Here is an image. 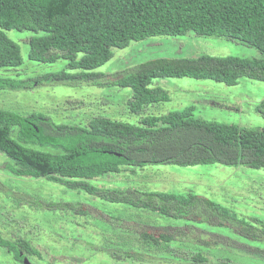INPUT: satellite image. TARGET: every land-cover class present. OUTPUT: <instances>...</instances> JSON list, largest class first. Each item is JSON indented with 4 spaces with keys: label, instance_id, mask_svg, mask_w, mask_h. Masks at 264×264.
Segmentation results:
<instances>
[{
    "label": "trees",
    "instance_id": "trees-1",
    "mask_svg": "<svg viewBox=\"0 0 264 264\" xmlns=\"http://www.w3.org/2000/svg\"><path fill=\"white\" fill-rule=\"evenodd\" d=\"M8 29L34 32L28 40L30 59L51 63L62 58L66 64L60 71L26 79L0 77V90L29 89L50 81L116 85L131 89L128 110L139 113L145 105L169 100L165 89L152 86L157 77L211 79L226 85H236L242 77L264 81V0H0V68L22 63L19 46L3 31ZM188 31L223 36L255 47L261 56L160 57L108 75L92 72L112 57L113 48L149 36ZM193 110L188 105L161 115L143 114L136 123L98 115L79 124L55 122L39 111L0 108V152L12 161L5 167L16 176L44 177L67 189L173 221L148 224L135 213L127 217L102 213L105 219L97 228L103 233L102 241L87 243L95 253L116 260L142 261L145 254H153L207 264L206 253L219 247L263 259L264 248L253 245L264 242V220L256 216H239L192 190L176 193L94 183L132 166L219 163L264 168V127L205 120L194 117ZM256 111L264 115V98ZM30 204L90 215L81 203L37 198ZM216 229L229 232H213ZM193 237L196 241L190 246L187 238ZM223 239L233 242L221 245ZM0 247L20 264L22 256L41 258L37 246L22 235L7 239L0 234ZM218 260L235 264L229 256Z\"/></svg>",
    "mask_w": 264,
    "mask_h": 264
},
{
    "label": "rangeland",
    "instance_id": "rangeland-1",
    "mask_svg": "<svg viewBox=\"0 0 264 264\" xmlns=\"http://www.w3.org/2000/svg\"><path fill=\"white\" fill-rule=\"evenodd\" d=\"M3 31L19 46L22 63L17 67L0 68V77L26 79L64 68L66 61L62 58L47 63L28 57V40L34 32L16 29ZM112 51V57L92 72L108 75L160 57H195L201 54L246 58L261 56L255 47L223 36L197 35L193 31L182 35L149 36L130 41L127 46L113 48ZM152 86L165 89L169 100L145 105L139 113L128 110L127 101L132 93L128 87L87 83L73 85L58 81L35 83L29 89L0 90V108L22 113L39 111L55 122L85 124L98 115L136 123L143 114L161 115L193 105V115L197 118L244 127H264V115L256 111V105L264 98V81L242 77L236 85H226L211 79L157 77L153 79ZM6 163L12 161L0 152V234L7 239H15L17 235L28 237L41 253V258L26 255L31 264H49V261H53V264H188L184 260L162 255L145 254V260L130 261L95 253L92 250L94 246L87 243L100 244L102 241L103 233L97 229L102 227L105 219L102 213L126 217L135 213L139 221L148 224H166L171 220L147 211L134 210L126 204L111 203L83 191L67 189L44 177L16 176L5 167ZM128 169L119 174L110 173L94 183L176 193L192 190L220 202L239 216H256L264 220V168L212 163L192 166L157 164ZM37 198L39 201L81 203L90 215L64 209L50 211L36 208L30 201ZM130 224V221L125 222L124 226ZM223 231L229 232L227 229L217 232ZM204 237L209 238V235L204 234ZM230 238L233 240V236ZM232 240L223 239L221 245H228ZM195 241L194 237L187 238L190 246ZM256 244L264 248V242L253 243ZM206 254L210 258L207 264H233L220 262V256H229L235 264H264V258L245 257L239 252L223 248L219 250V247H212ZM0 264L20 263L0 247Z\"/></svg>",
    "mask_w": 264,
    "mask_h": 264
},
{
    "label": "water",
    "instance_id": "water-1",
    "mask_svg": "<svg viewBox=\"0 0 264 264\" xmlns=\"http://www.w3.org/2000/svg\"><path fill=\"white\" fill-rule=\"evenodd\" d=\"M22 263H23V264H31V262L29 261V259L27 258V256H24V257L22 258Z\"/></svg>",
    "mask_w": 264,
    "mask_h": 264
},
{
    "label": "flooded vegetation",
    "instance_id": "flooded-vegetation-1",
    "mask_svg": "<svg viewBox=\"0 0 264 264\" xmlns=\"http://www.w3.org/2000/svg\"><path fill=\"white\" fill-rule=\"evenodd\" d=\"M22 256V255H21ZM24 256H22V258H23Z\"/></svg>",
    "mask_w": 264,
    "mask_h": 264
}]
</instances>
